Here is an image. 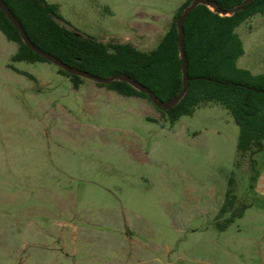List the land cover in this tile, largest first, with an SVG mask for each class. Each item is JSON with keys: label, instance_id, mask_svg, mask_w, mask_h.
I'll use <instances>...</instances> for the list:
<instances>
[{"label": "rangeland", "instance_id": "obj_1", "mask_svg": "<svg viewBox=\"0 0 264 264\" xmlns=\"http://www.w3.org/2000/svg\"><path fill=\"white\" fill-rule=\"evenodd\" d=\"M45 1L81 36L149 52L187 0ZM235 32L236 66L264 75V15ZM16 52L0 32V264H264V152L239 160L222 105L171 125Z\"/></svg>", "mask_w": 264, "mask_h": 264}, {"label": "trees", "instance_id": "obj_2", "mask_svg": "<svg viewBox=\"0 0 264 264\" xmlns=\"http://www.w3.org/2000/svg\"><path fill=\"white\" fill-rule=\"evenodd\" d=\"M24 29L31 43L73 69L101 78L125 74L143 85L159 101L167 103L183 89L182 60L179 50L177 21L193 0L178 10L155 49L143 52L129 44L102 43L68 29L58 13V6L45 0H2ZM244 0H209L213 8L231 12ZM264 15V0H252L242 11L222 16L212 8L199 5L183 23L184 52L187 62L188 90L182 100L165 111L156 108L144 93L125 82L114 81L106 87L122 97H141L175 125L181 117L191 116L208 103L222 105L239 127L237 153L239 160L249 158L251 170L255 157L264 152V75H253L236 66L244 54L235 30L246 20ZM0 32L17 44L14 62H46L30 50L19 32L0 10ZM77 87L82 78L58 68ZM226 203L219 217L235 204L233 181L229 183ZM240 215H232L230 222Z\"/></svg>", "mask_w": 264, "mask_h": 264}, {"label": "water", "instance_id": "obj_3", "mask_svg": "<svg viewBox=\"0 0 264 264\" xmlns=\"http://www.w3.org/2000/svg\"><path fill=\"white\" fill-rule=\"evenodd\" d=\"M252 0H244L242 4L235 10L231 12H227L221 9H215L213 8L212 4L209 2V0H193L191 5L187 7L183 14L180 16V18L177 21V28H178V34H179V50H180V58L182 60V74H183V89L180 92V94L172 99L171 101L167 103H163L156 99L148 89H146L143 85L139 84L136 82L134 79H132L130 76H127L125 74H120V75H115L109 78H101L98 76L91 75L87 72L84 71H79L77 69H73L72 67L68 66L67 64L59 61L52 55L45 53L41 51L39 48L35 47L29 38L27 37L24 29L22 26L19 24V22L16 20L14 15L11 13V11L8 9V7L3 3L2 0H0V10L6 15L7 19L12 23V25L16 28V30L19 32L21 39L23 43L30 49L32 50L35 54L40 56L43 60H45L48 63H51L55 66H57L59 69L63 70L64 72L74 75V76H79L81 78L87 79L89 81H92L96 84H101V85H107L110 84L111 82L114 81H119V82H125L129 86H131L133 89L137 90L138 92L144 93L148 96L149 100L152 102V104L156 108H161L165 111L170 110L171 108L175 107L185 96L187 90H188V77H187V62H186V57H185V52H184V35H183V23L186 20V18L189 16V14L199 5H204L207 7H210L213 9L215 13L221 14L222 16H232L238 11H242Z\"/></svg>", "mask_w": 264, "mask_h": 264}, {"label": "crops", "instance_id": "obj_4", "mask_svg": "<svg viewBox=\"0 0 264 264\" xmlns=\"http://www.w3.org/2000/svg\"><path fill=\"white\" fill-rule=\"evenodd\" d=\"M261 180H262L263 183H264V174H263V176H261ZM258 188H259V187H258ZM259 189H260V191L264 194V185L261 186Z\"/></svg>", "mask_w": 264, "mask_h": 264}, {"label": "flooded vegetation", "instance_id": "obj_5", "mask_svg": "<svg viewBox=\"0 0 264 264\" xmlns=\"http://www.w3.org/2000/svg\"><path fill=\"white\" fill-rule=\"evenodd\" d=\"M125 98H141V97H125Z\"/></svg>", "mask_w": 264, "mask_h": 264}]
</instances>
